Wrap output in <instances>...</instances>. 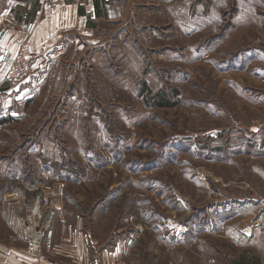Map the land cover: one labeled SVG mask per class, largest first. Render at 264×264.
<instances>
[{
	"label": "rangeland",
	"instance_id": "374dc122",
	"mask_svg": "<svg viewBox=\"0 0 264 264\" xmlns=\"http://www.w3.org/2000/svg\"><path fill=\"white\" fill-rule=\"evenodd\" d=\"M230 3L131 0L59 62L32 54L12 86L28 44L17 27L39 0H0L3 236L31 211L7 193L63 185L76 214L127 237L135 263L264 264V38L237 39Z\"/></svg>",
	"mask_w": 264,
	"mask_h": 264
},
{
	"label": "crops",
	"instance_id": "0c3cea01",
	"mask_svg": "<svg viewBox=\"0 0 264 264\" xmlns=\"http://www.w3.org/2000/svg\"><path fill=\"white\" fill-rule=\"evenodd\" d=\"M130 3L131 0H39L33 19L19 24L15 39L20 37L28 42L35 66L43 61L59 62L61 57L81 50L82 41H90L100 25L118 21L127 13L126 6ZM232 4L231 32L236 33L237 39L243 41L246 37L243 44L248 46L250 41L254 42L248 32H261L264 38V0H232ZM221 7L227 8L226 4ZM241 17L244 20L236 24ZM25 186L22 184L17 193H7L9 198L5 200L20 203L19 196L24 194ZM32 188L35 192L26 194L30 202L37 195L42 201H51L50 226L44 233L37 264H140L139 259L135 263L136 257L129 254L127 237L113 234L110 225L103 224L101 228L98 216L75 213L71 200L63 193V185ZM87 220L93 221L89 227L84 222ZM27 234L21 224L13 234L0 233V264H34L35 260L24 252Z\"/></svg>",
	"mask_w": 264,
	"mask_h": 264
},
{
	"label": "built area",
	"instance_id": "2783aa9c",
	"mask_svg": "<svg viewBox=\"0 0 264 264\" xmlns=\"http://www.w3.org/2000/svg\"><path fill=\"white\" fill-rule=\"evenodd\" d=\"M33 72L32 53L30 46L25 43L17 52L15 58L10 63L7 70L6 80L12 86H20L28 79ZM34 188H25L23 199L30 206V212L27 216L26 226L28 238L26 240V253L32 257L40 256L41 243L45 231L50 226V207L51 201H42L39 195L34 198V204H31L30 199L26 196L27 193L35 192ZM42 201V202H41ZM12 223V222H11ZM13 232L16 230L13 226H9Z\"/></svg>",
	"mask_w": 264,
	"mask_h": 264
},
{
	"label": "trees",
	"instance_id": "16d2710c",
	"mask_svg": "<svg viewBox=\"0 0 264 264\" xmlns=\"http://www.w3.org/2000/svg\"><path fill=\"white\" fill-rule=\"evenodd\" d=\"M22 1H27V0H22ZM35 12H36V11L33 10L29 15H27L28 21H31V20L33 19L34 15H35ZM20 19H21V18H17V19H16L17 22H20ZM160 105H161V107H169V104L166 103V102H160ZM7 121H8V120H7ZM7 121H6V120H5V121H0V127H1L2 125H4V124H7V123H8ZM255 264H258V262L256 261Z\"/></svg>",
	"mask_w": 264,
	"mask_h": 264
}]
</instances>
